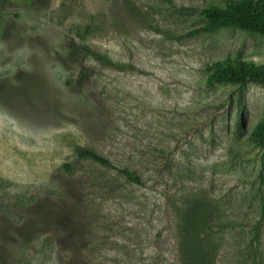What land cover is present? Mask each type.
I'll list each match as a JSON object with an SVG mask.
<instances>
[{"label":"rangeland","instance_id":"obj_1","mask_svg":"<svg viewBox=\"0 0 264 264\" xmlns=\"http://www.w3.org/2000/svg\"><path fill=\"white\" fill-rule=\"evenodd\" d=\"M209 1L0 0V264H181L195 204L214 264H264V83L205 80L264 36L194 33Z\"/></svg>","mask_w":264,"mask_h":264},{"label":"trees","instance_id":"obj_2","mask_svg":"<svg viewBox=\"0 0 264 264\" xmlns=\"http://www.w3.org/2000/svg\"><path fill=\"white\" fill-rule=\"evenodd\" d=\"M9 1L29 3L35 0ZM198 15L203 18V23L193 30L194 33L237 27L243 31L264 36V0H211L199 9ZM88 28H90L89 24L86 25V30ZM80 50L87 59L96 60L107 66L115 64L109 56L94 50L85 43L80 44ZM205 80L209 84L230 82L240 87L248 81L264 83V63H256L240 54L227 56L208 64ZM249 137L257 145H264V120L256 124ZM75 153L78 159L91 160L104 167L118 170L129 182L138 185L143 183L136 172L128 168L117 167L107 157L93 149L77 147ZM64 167L68 169L69 164H64ZM202 208V204H195L182 212L181 230L184 242H189V249L187 254L181 258V264H214L197 239L201 231L206 228V220L200 215Z\"/></svg>","mask_w":264,"mask_h":264}]
</instances>
